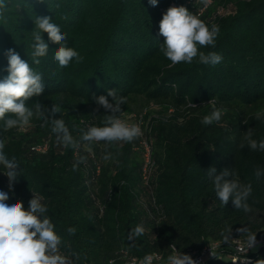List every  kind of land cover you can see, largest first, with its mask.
<instances>
[{"label": "trees", "instance_id": "obj_1", "mask_svg": "<svg viewBox=\"0 0 264 264\" xmlns=\"http://www.w3.org/2000/svg\"><path fill=\"white\" fill-rule=\"evenodd\" d=\"M0 8V78L7 75V49H15L43 76L44 91L26 106L40 102L44 108L60 106L55 118L64 119L78 149L57 144L51 125L31 119L28 126L3 130L4 152L19 162V176L9 191V181L0 167V191L7 204L22 200L25 209L33 194L42 196L46 215L61 238V251L74 264H122L119 252L136 257L176 251H200L216 242L218 247L204 264H264V152L240 148L249 129L253 138L264 140V0H4ZM233 14L223 17L214 6ZM171 6H184L209 27L218 25L215 47H199L205 54L216 52L223 59L205 65L198 57L190 64L169 67L159 48L164 37L159 23ZM50 16L67 36L83 61L60 67L54 53L60 44L43 39L49 52L33 63L36 16ZM115 89L126 98L118 118L142 112L154 104L160 110L143 133L151 141L152 176L141 180L139 138L132 142H84L87 126H102L109 112L94 97ZM113 102L112 97H107ZM192 105H195L193 107ZM222 119L212 125L201 120L213 109ZM140 111V112H139ZM11 115V114H8ZM126 116V117H125ZM124 117V118H123ZM49 116V120H51ZM36 148H41L36 150ZM111 153V159L104 160ZM87 163L77 171L72 165L79 156ZM215 175L228 170L226 180L250 183L249 211L224 206L215 195L208 169ZM98 169V172H97ZM99 203V204H98ZM98 204V205H97ZM102 206V212H99ZM142 225L144 232L130 239ZM75 228L74 235L67 229ZM249 233L263 244L256 252L236 256L233 242L247 243Z\"/></svg>", "mask_w": 264, "mask_h": 264}, {"label": "clouds", "instance_id": "obj_2", "mask_svg": "<svg viewBox=\"0 0 264 264\" xmlns=\"http://www.w3.org/2000/svg\"><path fill=\"white\" fill-rule=\"evenodd\" d=\"M42 2V0H40ZM206 4L207 0H203ZM152 6H157L158 0H149ZM4 0H0V8H5ZM35 31L33 32L34 43L31 45L33 51L31 56L33 63L40 64L39 57H44L49 52V45L43 39L42 33H47L48 40L60 44L54 53V60L60 67H67L75 60L77 63L83 61L81 56L73 47L66 46V35L60 26L53 22L50 16H36ZM220 29L218 25L209 27L193 12L184 6H171L163 14L159 23V35L164 37L160 45V52L170 61L169 67L180 63L190 64L198 57L200 63L215 66L222 62L223 57L216 52L205 54L198 50V46L215 47L216 39ZM4 55L7 58V75L0 78V121H3V130L7 131L17 127L28 126L35 116L51 125V131L56 136V142L65 148L78 149L80 142L71 134L64 119L55 118L60 111V106L54 104L51 109L44 108L40 102L34 103L32 107L26 106V102L32 97H39L44 91L43 76L36 71L29 62L21 58L15 49H7ZM108 96L113 102H109ZM95 103L103 107L109 115H105L102 126H92L81 136L84 142H106L120 143L132 142L143 135L138 124L129 125L118 118L121 106L126 103V98L117 96L115 89L108 90L107 96L94 97ZM195 107V105H192ZM11 114V115H8ZM222 110L213 109L209 115L202 118L203 125H212L222 119ZM51 116V120H49ZM256 119L264 120V112L258 111ZM245 143L252 151L264 152V140L253 138V130L249 129L242 137L240 148ZM5 140L0 139V167H3L4 175L9 181V191H12L19 172V162L15 158H9L4 152ZM104 160L111 159V153L103 156ZM87 157L79 156L72 165V171H77L80 164H86ZM216 168L208 169V176H215L213 186L215 195L219 201L226 206L232 201L235 209L249 211L247 203L252 193L250 183L241 184L238 180H226L229 176L228 170L215 175ZM264 175V170L259 167L255 176L259 179ZM7 192L0 191V264H74L72 256L61 251V238L54 230V224L46 213L48 207L43 203V197L33 194L25 209L23 201L17 200L15 204L9 205ZM69 235H74L75 228L67 229ZM144 232L142 225H138L130 232V239L139 237ZM256 234L249 233L247 236L248 248L256 245ZM174 247V246H172ZM168 264H196V261L188 254L177 251L168 256ZM141 264H153V257L146 255Z\"/></svg>", "mask_w": 264, "mask_h": 264}, {"label": "built area", "instance_id": "obj_3", "mask_svg": "<svg viewBox=\"0 0 264 264\" xmlns=\"http://www.w3.org/2000/svg\"><path fill=\"white\" fill-rule=\"evenodd\" d=\"M210 1V0H207ZM132 117H128V119H131ZM126 119V118H124ZM125 123L132 125V124H138L141 127L142 133L143 130L146 129V125L142 124L140 121H136L135 118H132L131 121L129 120H124ZM139 120V119H138ZM91 126H87V129ZM147 130V129H146ZM139 147L141 151V159H142V166H141V180L143 182H148L151 178V174L153 171V159L151 157L152 153V148H151V141L149 140V136L143 133L141 137H139ZM41 148H36V150H40ZM98 172V169H97ZM99 204V203H98ZM97 204V205H98ZM99 212H102V206H99ZM263 244L262 241H257L256 245L252 248H248L247 243L243 244L240 243L239 241H234L233 242V248L234 251L236 252L235 256L232 257V262L236 263L237 262V257L236 256H242L246 253L252 252L254 249H258L261 247ZM218 247V243L212 242L205 247H203L200 251H192L187 253L190 255L195 261L196 264H204L205 260L208 258H211L214 255L215 250ZM170 255L175 254L177 251L175 250L174 247L170 246ZM153 257V264H168V257L164 258L162 254L159 253H153L150 254ZM119 258L121 260L122 264H141V261L143 260L144 257H136L128 254L127 252L120 251L119 252ZM113 261H109V264H112ZM240 264L246 263V260L241 259L239 260Z\"/></svg>", "mask_w": 264, "mask_h": 264}, {"label": "rangeland", "instance_id": "obj_4", "mask_svg": "<svg viewBox=\"0 0 264 264\" xmlns=\"http://www.w3.org/2000/svg\"><path fill=\"white\" fill-rule=\"evenodd\" d=\"M210 2H211V0L207 1V3H210ZM214 8L218 13L222 14L223 17H227V16L233 14L235 11L234 5H232V4L231 5L229 4V6L223 10L221 8H218L217 6H214ZM158 112H160L159 108L157 106H155L154 104H152L151 106H148L144 111H142L140 113L134 112L133 114H131V115L128 114L127 116L135 118L136 121H140L145 126V125H147V123H149V121L152 117L158 116V114H159ZM128 117L126 119L131 121L132 118L128 119ZM126 119H124V120H126ZM256 250L254 249L252 251V253L256 252Z\"/></svg>", "mask_w": 264, "mask_h": 264}]
</instances>
